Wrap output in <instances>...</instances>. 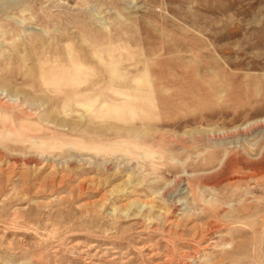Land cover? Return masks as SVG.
Listing matches in <instances>:
<instances>
[{"label": "rangeland", "instance_id": "374dc122", "mask_svg": "<svg viewBox=\"0 0 264 264\" xmlns=\"http://www.w3.org/2000/svg\"><path fill=\"white\" fill-rule=\"evenodd\" d=\"M0 264H264V0H0Z\"/></svg>", "mask_w": 264, "mask_h": 264}]
</instances>
